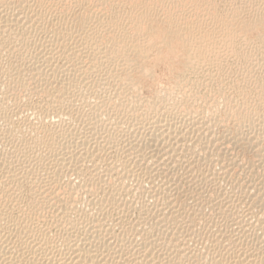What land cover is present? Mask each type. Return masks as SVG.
<instances>
[{
	"label": "bare ground",
	"instance_id": "6f19581e",
	"mask_svg": "<svg viewBox=\"0 0 264 264\" xmlns=\"http://www.w3.org/2000/svg\"><path fill=\"white\" fill-rule=\"evenodd\" d=\"M253 51L264 52V0H0V264H264V161L243 166L231 152L245 128L264 143L262 83L257 102L239 90L229 109L214 83L200 111L188 90L134 98L131 76L181 52L180 90L229 56L251 65ZM36 92L54 116L41 126L22 115ZM221 103L237 137L217 132Z\"/></svg>",
	"mask_w": 264,
	"mask_h": 264
},
{
	"label": "rangeland",
	"instance_id": "374dc122",
	"mask_svg": "<svg viewBox=\"0 0 264 264\" xmlns=\"http://www.w3.org/2000/svg\"><path fill=\"white\" fill-rule=\"evenodd\" d=\"M223 1H224V0H223ZM238 26H239V25H236V26H234V27H235L236 30L239 31L240 26H239V27H238ZM236 27H237V28H236ZM239 32H240V31H239ZM242 35H243V34H242ZM242 35H241V37H242ZM250 35H251V34H250ZM250 35H248V34L245 35V34H244L245 37H244V36H243V37H244V38H247V37H248V38H250L251 40L254 41V40H255V37H254L253 35H251V36H253V38H251ZM249 36H250V37H249ZM254 42H255V41H254ZM179 51H180V50H179ZM161 52H162V49L159 51V55H158V52H155V54H156L157 56H156L155 54H154V55L151 54L150 56H153V57H155L156 59H158V57H160V55L162 54ZM257 52H258L259 55L261 54L260 56H259V55H258V56H259L260 58L263 59L264 56L262 57V55H264V52H262V51H257ZM259 52H260V53H259ZM153 53H154V52H153ZM178 53H179V54H178ZM178 53H176V55H174L172 58H166V59H163V60L160 59L161 61H160V60H157V62H155V61H156L155 58L153 59V57H151V58H152L153 60H155V61H153L152 59H150V62H152V65H151L150 62L147 64V65H149V67H150V66H151V67L153 66V69L150 67V68H151V71H149V73H151V72H152V73L149 74V78H147V79H146V77H145V79H144V77H142V78L139 77V76L137 75L138 72H137V71H133V73L131 74V76H132V78H133V82L135 83L136 87H138V91H137V93H139V94H138V96L135 95V97H134L133 94H135V93H130V92H129L130 96H131V97H134V98L137 97L136 99H139V98L142 99V98H144L145 96H146V97H151V96H154V94L156 95V91L158 92L157 94H159V91H160V93H161V92L164 93V92H165L164 90L166 89V87H168V90H166V92H168V91H170V90L172 91V89H170V88L175 89V91H178V92H176V93L178 94V99H179V96H180V100H181L182 97H183V95H184V93H186L187 90H188L189 94H188V92H187V93L185 94L186 96L184 95V96H185V97H184L185 99H184V98H183V99L186 100V101H189V98H190L189 95H191V98H190V99H192V94L194 93V95H196L195 97H196V100H197V104H195L196 108H198V110H200V111H204V110H203L204 106L207 105V104H209V103L212 101V99H213L216 95H218L217 93H220V92L222 93V92H223L224 95H226V96H228V97L230 96V97H229V98H230V99H229V103H228L229 106L227 107V109H229L230 106L232 107L234 104L236 105L237 101H235V100L230 101V100H232V99H238V98L236 97V95L238 96V94H239L238 91H239V90H241L242 93H243V91H244L245 93H248V94L243 93L244 96H246V98H248V99H251V98L254 96V98L251 99L252 101L250 100L251 103H252V102L254 103V100H253V99H255V98L257 99V96L260 94V93H257V92L259 91V90H257V89H258L260 83H262V85L260 84L261 87H259V89L261 88V90L264 91V80H263V79H264V78H263L264 71H262L261 69H259V68L264 67V66H263V65H264V59H263V64H262V60L259 59V57L257 56L256 51H253L252 54H251V55L253 56V63H252L251 65H249V66H248V64L246 65V63L244 62L245 60H241V59H240L239 57H237V56H229L231 61H230L229 59H228V60H229L230 63L227 62V61H228V60H227V61L225 62L226 65L224 64V65H225V68H224V67H221V68H219V69H216V70L213 71V74H212V72H211V74H212L213 76H212L210 73H207V71H206L205 69H202L203 72H201L202 70L200 69V70H198V72H197L199 75H198L197 73H194L193 75H191V74L189 75V76H190L189 78H190V79L192 78V80H195V79H196L195 81H193L192 83H189V82L187 81V82L189 83V84L187 85L188 87H187L185 84H183L184 87L186 86L185 88H181V87H183V85H181L180 88H181L183 91H182L181 89L178 90L179 87L177 86V85H178L177 81H182V80H180V73H179V72H180V70L183 68V67L181 68V66L179 65V64L181 63V57H180V56H181V55H180L181 52H178ZM255 53H256V55H255ZM253 54L255 55V58L257 57L256 59L254 58V55H253ZM177 55H180V56H177ZM179 57H180V58H179ZM229 57H228V58H229ZM174 58H175V59H174ZM178 58H179V59H178ZM234 58H236V59L238 58V59H240V61H242V62H239L238 59L236 60V59H234ZM176 59H177V60H176ZM233 59H234V60H233ZM257 59L259 60V61H258L259 63L261 62L260 64H259V63L257 64V62H256ZM3 60L5 61V59H3ZM3 60H2V63H5V62H3ZM178 60H179V61H178ZM232 60H233V61H232ZM235 60H236L237 62H236ZM255 60H256V61H255ZM158 61H159V62H158ZM164 61H166V62H164ZM174 61H175V63H174ZM182 61H183V60H182ZM234 61H235V62H234ZM153 62L155 63V65H154ZM176 62H177V63H176ZM179 62H180V63H179ZM254 62H255V63H254ZM157 63H158V64H157ZM160 63H161V64H160ZM162 63H163V65H162ZM228 63H229V64H228ZM238 63H239V66H240V67H241L242 65H243V67L240 68V67L238 66ZM240 63H241V64H240ZM242 63H243V64H242ZM244 63H245V65H244ZM0 64H1V63H0ZM177 64H178V66H177ZM233 64H234V65H233ZM235 64H236V69L239 68V70H238L239 72H238L236 69H234V68H235V67H234ZM256 64H257L258 66H257ZM261 64H262V65H261ZM1 65H2V64H1ZM1 65H0V68H1ZM147 65H146V66H147ZM166 65H167V67H166ZM175 65L177 66V68L175 67ZM227 65L229 66V67H228L229 69H230V67L232 66V68L230 69V71H229L228 68H226ZM253 65H254V66H253ZM154 66H155V67H154ZM179 66H180V67H179ZM255 66L259 67V68H257L258 70L256 69ZM156 67H157V68H156ZM233 67H234V68H233ZM248 67H249V68L251 67V68L249 69ZM254 67H255V69H254ZM222 68H224L225 70L222 69ZM245 68H246V71L244 70ZM247 68H248V70H247ZM1 69H3V65H2V68H1ZM1 69H0V71H1ZM178 69H179V70H178ZM220 69H221V70H220ZM241 69H242V70H241ZM253 69H254V70H253ZM262 69H264V68H262ZM153 70H154V71H153ZM175 70H177L178 72H176ZM204 70L206 71V74H205ZM218 70H219V71H218ZM226 70H227L228 72H225ZM235 70H236V71H235ZM243 70H244L246 73H245ZM249 70H250V71H249ZM251 70H252V71H251ZM256 70H257V71H256ZM260 70H261V71H260ZM3 71H4V70H2V72H0V78H1V76H2V78L0 79V90H1L2 92H3V91L5 90V88H6V82H4V81L6 80V79H4L5 76H4V75H1V73H3ZM173 71H175V73H174ZM216 71H217L219 74L216 73ZM222 71H224V72H222ZM242 71H243L244 74L241 73ZM135 72H136V73H135ZM220 72H221L222 74H221ZM229 72H231V74H230ZM235 72H237V73H235ZM248 72H250V73H248ZM251 72H252V73H256V75H255V74H252ZM176 73H178V77H177V78L175 77V76H177ZM215 73H216V75L218 74L217 77H215ZM227 73H229V75H227ZM238 73H239V74L241 73V76L243 75V76L247 77V78H246V79H247V80H246V83H247L248 80H249V82H248L249 84L247 83V84H248L247 86H246V83L243 82V81L245 80V77H244V80H242L243 78H242ZM247 73H248V74H247ZM260 73L262 74V77H261V74H260ZM135 74H136V75H135ZM153 74H154V75H153ZM196 74H197V75H196ZM220 74H221V75H220ZM232 74H233V75H232ZM251 74H252V76H253L255 79L251 76ZM134 75H135V76H134ZM151 75H152V78H154V79H151V78H150ZM156 75H157V76H156ZM200 75H201V76H200ZM202 75H203V76H202ZM209 75H210V76H209ZM219 75H220V77H219ZM225 75H226V77H225ZM247 75H248V76H247ZM258 75H260V76L258 77ZM3 76H4V77H3ZM133 76H134L136 79H135ZM136 76H137V77H136ZM198 76H200L201 78H198ZM211 76H212V77H211ZM229 76H232V77L230 78ZM235 76H236L237 78L240 76L238 79H240V81H241V80H242V81L240 82L238 79H236L235 81H236V82L238 81V86H239V87H237L236 82H234V84H236V85H234V86H236V87L233 86L232 88H235V89H232V88H230V87L232 86V84H233V82H232L231 80H232V78H236ZM255 76H256V77H255ZM138 77H139V79H138ZM169 77H170V78H169ZM174 77H175V78H174ZM204 77H205V78L207 77V79H205ZM209 77H210V78H209ZM221 77L224 78V79H222ZM227 77L230 78V81H229V79H227ZM260 77L263 78V79H261ZM140 78H141L143 81H141ZM202 78H203L205 81H204ZM208 78L211 80V81H210L211 84L208 82V81H209ZM213 78H214V79H213ZM217 78H218L220 81L222 80V82L224 81V82H225V83L223 82L224 85H223L222 82H220L219 80H217ZM249 78H250V79H249ZM256 78H257V79H256ZM2 79H4V80L2 81ZM149 79H150V80H149ZM172 79H173V80H172ZM174 79L176 80V82H175ZM197 79H198L199 81H198ZM225 79H226V80H225ZM252 79H253V80H252ZM260 79L263 80V82H261ZM134 80H137V81H134ZM144 80H147L148 82H146V81H144ZM152 80H153V81H152ZM187 80H188V79H187ZM213 80L216 81V82H214ZM251 80L254 81V82L251 83ZM149 81H150V82H149ZM183 81H186V80H183ZM196 81H197V82H196ZM201 81L204 82V83H202ZM206 81H207L209 84H207ZM226 81H229V82H228L229 84H227ZM255 81H257L258 84L255 83ZM3 82H4L5 84H4ZM140 82H141V83H140ZM154 82H155V83H154ZM156 82H157V83H156ZM166 82H167V83H166ZM171 82H174V85H176V86H173V83H171ZM194 82H196V83H194ZM198 82H200V83H198ZM217 82H218V83H217ZM149 83H150V84H149ZM163 83H164V84H163ZM214 83L216 84L215 86L218 85L217 87H220V88H219V91H220V92H219L218 90H216L217 92H215L214 89H215V88L218 89V88L214 86ZM240 83H241V84H240ZM244 83H245V84H244ZM141 84H142V85H141ZM197 84H198V85H197ZM199 84H201V85H199ZM225 84L227 85V87L225 86ZM230 84H231V85H230ZM239 84H240V85H239ZM250 84H251V85H250ZM252 84H253V85H252ZM254 84H255V85H254ZM256 84H257V86H256ZM2 85H3V86L5 85V88H4ZM154 85H155V86H154ZM160 85H161V86H160ZM162 85H163V87H162ZM165 85H167V86H165ZM171 85H172V86H171ZM192 85H193V86L195 85V86H198V87H195V86L193 87ZM203 85H204V86H203ZM206 85H207V86H206ZM208 85H209V86H208ZM210 85H211V86H210ZM229 85H230V87H229ZM241 85H242V86H245V87L247 88L248 91H247V90H243V88L240 87ZM140 86H141V88H140ZM199 86L202 87V88L199 89V88H200ZM212 86H214L215 88L212 87ZM221 86H222V87H221ZM224 86H225V88H224ZM254 86H255V88L252 89ZM262 86H263V87H262ZM1 87H2V88H1ZM160 87H161V88H160ZM174 87H176V88H174ZM228 87H229L231 90L228 89ZM256 87H257V88H256ZM3 88H4V89H3ZM153 88H154V89H153ZM206 88H207V89L209 88L208 90H210L211 93H210V91L207 92V89H206ZM210 88H211V89H210ZM213 88H214V89H213ZM222 88H223L224 90H223ZM226 88H227V89H226ZM238 88H240V89H238ZM246 88H245V89H246ZM248 88H249V89H248ZM140 89H141V90L143 89V90L141 91ZM160 89H161V90H160ZM184 89H186V90H184ZM193 89H194L195 92L193 91ZM196 89H197V90H196ZM205 89H206V90H205ZM212 89H213V90H212ZM158 90H159V91H158ZM189 90H192V91H189ZM198 90H199V92H200V95L198 94ZM203 90H204V91H203ZM222 90H223V91H222ZM227 90H228V92H226ZM232 90H233V91H232ZM236 90H237V91H236ZM249 90H251V92H250ZM255 90H257V91H255ZM261 90H260V91H261ZM1 91H0V94H1V95H0V99H1L0 101H2V100H5V101H6V99L8 98V96L10 97V94H6V91H5L4 93H1ZM97 91H98V90H97ZM181 91H182V92H181ZM212 91H213V93H212ZM231 91H232L233 93H231ZM234 91H235L236 93H235ZM253 91H254V92H253ZM260 91H259V92H260ZM110 92H112V90H111ZM183 92H184V93H183ZM201 92H202V94H201ZM229 92H230V93H229ZM261 92H262V91H261ZM43 93H44V92H38V93L36 92L35 94H33V97L31 96L32 98H31V97H29V98L26 97V98H27V99H26L27 103H25L26 101L24 100L25 105H24V110H23V112H24V111H26V112H24L22 115L25 116V117L27 116V118L30 119V120H32V121H33V120L35 121V119H36V121L38 122V121L40 120L38 124L36 123L38 126H41V125L46 124L45 122H47V124H48V121L51 122V118H52V117H51V118H50V117L46 118V117H47V114H46L45 116H42V115H44V114L46 113L47 109L50 107L49 104H51V98H50V96H49V95L46 96L47 93H45V94H43ZM140 93H141V94H140ZM180 93H183L182 96L180 95ZM195 93H196V94H195ZM250 93H253V94L251 95ZM255 93H257V94H255ZM262 93H263V92H262ZM5 94H6V96H5ZM39 94H40V95L42 94V95H41L42 97H40ZM110 94H112V93H110ZM204 94H205V95L207 94L209 97H208L207 95L205 96ZM210 94H211V95H210ZM214 94H215V95H214ZM231 94H232V96H234V97H231ZM235 94H236V95H235ZM263 94H264V93H263ZM3 95H4L6 98H5ZM38 95H39V97H38ZM141 95H143V96H141ZM197 95H198V96H197ZM247 95H249V96H247ZM43 96H44V97H43ZM187 96H189V97H187ZM203 96H204V97H203ZM213 96H214V97H213ZM250 96H251V98H250ZM255 96H256V97H255ZM37 97H38V98H37ZM47 97H48V98H47ZM93 97H94V98H93ZM200 97H201V98H200ZM210 97H212V98H210ZM3 98H4V99H3ZM36 98H37V100H35ZM41 98H43V103H41V101H42ZM92 98H93L94 100L96 99L95 102H93L94 100L92 99V102L94 103V105H96V104L99 103V102H98L99 99H98L97 97L92 96ZM186 98H187V99H186ZM204 98L206 99V101L204 100ZM30 99H32V100H30ZM39 99H41V100H39ZM198 99H199V100H198ZM210 99H211V100H210ZM256 99H255V101L257 102ZM28 100L31 101V102H29ZM33 100H35V101H34L35 104L33 103L34 106L32 105ZM193 100H194V99H193ZM200 100H201V101L203 100L204 103H205V104H203V101L201 102L203 107L201 106V103H199ZM238 100H240V99H238ZM37 101H38V103H37ZM45 101H47V103H44ZM190 101H191V100H190ZM39 102H40V103H39ZM49 102H50V103H49ZM195 102H196V101H195ZM233 102H234V104H232ZM28 103H29L30 105H29ZM93 103H92V104H93ZM198 103H199L200 105H199ZM230 103H231V104H230ZM253 103H252V105H253ZM36 104H38V107H37V106H36V107H37V108H40V109H37V108L35 107ZM42 104H43V105H42ZM40 105H41V106H40ZM44 105H45V107L47 106V107H46L47 109L44 107ZM27 106H29L30 108H31L32 106H33V107L30 109V108L27 107ZM198 106H199V107H198ZM223 106H224V104L221 103V105H220V107H219V109H220L219 112L221 111V113H219V114H221L220 117H222V118H221V122H220V120H219V123H221V124H220L221 126L219 125V127L217 128V132H218L219 135H222L223 132H224V134H227V133H228L229 136L237 137L238 133H237V131H236V128H237L236 126H237V125H236V123H235V120H234V119L231 120V119H229V118L226 116V114H227V113H226V112H227V109H225V110H226V111H225L224 108H223ZM43 107H44V110L42 109ZM200 107H201V108H200ZM27 108H29V109H27ZM26 109L29 110L30 112L27 113L28 111H27ZM35 109H36V110H35ZM33 110H34V111H33ZM40 110H42V111H40ZM36 111H37V112H36ZM38 111H39V113H38ZM223 111H224V112H223ZM31 112H32V113H31ZM41 112H42V113H41ZM222 112H223V113H222ZM30 113H31V114H30ZM34 113H35V114H34ZM36 113H37V114H36ZM225 113H226V114H225ZM33 114H34L35 116H32ZM39 114L41 115L42 118L40 117ZM224 114H225V115H224ZM29 115H30L31 118L28 117ZM36 116H37L38 118H37ZM223 116H224V117H223ZM33 118H34V119H33ZM39 118H40V119H39ZM44 118H45V120H43ZM55 118H56V117H55ZM224 118H225V119L227 118V120H229V121L225 120ZM37 119H38V120H37ZM57 119H58V118H56L55 120H57ZM52 120H54V116H53ZM222 120L225 121V124H226V121H227V123L229 122V123H228V126H226L227 124H226L225 126H223L222 124H224V121H222ZM36 121H35V122H36ZM230 121H231L232 123H231ZM0 122H1V123H0V126L2 125V126H1V128H2V127H3V124H2L3 122H2V120H1V118H0ZM41 122H42V123H41ZM43 122H44V124H43ZM50 122H49V123H50ZM230 123H231V124H230ZM233 124H234V127H233ZM230 126H231V128H230ZM220 127H221V128H220ZM222 127H223V128H222ZM225 127H226V128H225ZM220 129H221V130H220ZM226 129H227V130H226ZM230 129H231V130H230ZM233 129H234V130H233ZM262 129H263V128H262ZM224 130H225V131H224ZM229 130H230V131H229ZM259 130H261V129L259 128ZM227 131H228V132H227ZM235 131H236V132H235ZM242 131H243V135H242V136H243V140H242V138H240V137H242V136L237 137L239 140H240V139H241V140H240V141H239V140L237 141V143L239 142V144L236 143L235 147L232 148L231 152H234V155L236 154V155H238V156H239V154H240V155H241V158H242L243 160H242L240 157H239V158H236V157H235V158H236L237 160L239 159L240 161L242 160L241 164H242L243 166L245 165V163H244L243 161L247 162L248 166L251 165V164H254L255 162L257 163V161L262 160V159H263V161H264V156H263L264 153H262V152L264 151V150H263V149H264V143H262V145L260 144V147H258L259 145L256 146V147H257V149H256V147H255V145H254L253 143H248L247 135H249V133H250L249 130H246V128H245V129H243ZM219 132H220V133H219ZM229 132H230V133H229ZM231 132H232V133H231ZM261 132H262V134H261V135H262L261 138H263V137H264L263 130H261ZM0 136L2 137V135H0ZM245 136H246V137H245ZM244 137H245V139L247 140V141H245V143L247 142L246 144H244V142H243V141L245 140ZM263 139H264V138H263ZM1 140H2V139H1ZM1 140H0V144H1V145H0V148H1V149H0V150H2L3 147H4L5 149H6V148L8 149L9 147H8L7 145H5V141H3V140L1 141ZM240 142H241V143H240ZM242 142H243V143H242ZM263 142H264V141H263ZM2 143H3V144H2ZM230 144H231V143H230ZM251 144H253L254 146L251 145ZM243 145H245V149H244V146H243ZM246 145H247V146H250L251 148H252V146H253L252 149H253L254 151H253L250 147H246ZM1 146H2V147H1ZM231 146H233V144H232ZM261 146H262V147H261ZM235 148H236V149H235ZM237 148L240 149V151H239L240 153L238 152L239 149H237ZM247 148H248V149H247ZM258 148H262V150L259 151L260 149L258 150ZM243 149L245 150V152L243 151ZM247 150H248V151H247ZM235 151H236L237 153H236ZM242 151H243L244 153H242ZM246 151H247V152H246ZM256 151H258V153H261V154L259 155L258 153H256ZM241 153H242V154H241ZM246 153H247V154H246ZM250 154H251V155H250ZM255 154L257 155V157L254 156ZM247 155H249V156H247ZM260 156H261V157H260ZM247 157H248V158H247ZM254 157H255V159H251V158H254ZM258 157H259V158H258ZM246 158H247V159H246ZM257 159H259V160H257ZM239 160H238V161H239ZM252 160H253V161H252ZM255 160H256V161H255ZM240 161H239V162H240ZM250 161L253 162V163H251ZM247 164H246L245 166H247ZM246 169H247V168H246ZM246 172H247V171H246ZM244 174H245V173H244ZM74 176H75V175H71V178H70V177H69V178H70V179L73 178L72 180L75 181ZM75 177H76V176H75ZM67 178H68V177H66L65 179L67 180ZM77 179H78V178L76 177V181H77L76 183H78V181L80 180V179H78V180H77ZM66 180H65V181H66ZM29 189H30L29 187H26V190H27L28 194H29V192H30ZM27 192H26V193H27ZM79 194H80V193H79ZM86 199H87V198H86ZM86 199L83 198V200L81 199L82 201L80 200V202H81L80 205L83 204V205H81V208H82V209L86 208L85 210H90L89 208H91L92 205H91V206H89V205L87 206V204H88V201H87V200H88V199H87V200H86ZM148 199H149V197H148ZM150 199L152 200V198H150ZM85 200H86V201H85ZM82 202H84V203H82ZM89 202H90V201H89ZM85 203H86V204H85ZM89 204H91V203H89ZM80 205H79V206H80ZM84 205H85V206H84ZM138 205H140L139 202L135 204V207L137 206L138 208H135V207H134V209L132 208V210H130L131 213L129 212V214H128V215L130 216V217L128 216V220H131V221H132V220H134V219L137 218V216L139 215L138 211H139V208H140V206H138ZM83 206H84V207H83ZM134 210H135V211H134ZM136 210H137V211H136ZM133 212H135V213H133ZM132 213H133V214H132ZM49 216H50V215H49ZM133 217H134V218H133ZM135 217H136V218H135ZM129 218H130V219H129ZM131 218H132V219H131Z\"/></svg>",
	"mask_w": 264,
	"mask_h": 264
}]
</instances>
